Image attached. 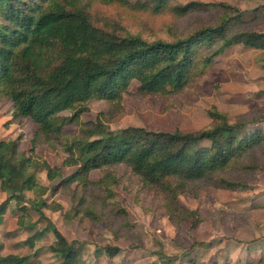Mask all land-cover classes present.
Wrapping results in <instances>:
<instances>
[{"label":"trees","instance_id":"trees-1","mask_svg":"<svg viewBox=\"0 0 264 264\" xmlns=\"http://www.w3.org/2000/svg\"><path fill=\"white\" fill-rule=\"evenodd\" d=\"M107 9L126 17L170 13L182 19L210 12L219 16L184 35L146 39L141 33L120 31L116 16L105 17ZM254 23L225 2L0 0V98L12 103L14 121L30 119L37 124L29 156L20 150L23 135L0 141L1 189L8 194L0 214L13 199L23 203L27 193L42 197L50 191L53 197H67L70 209L65 216L81 230L104 223L115 239L131 240L134 227L115 200L117 187L133 195L146 211L150 209L143 204L145 197H162L158 210L177 229L193 214L202 213L183 206L180 195L199 197L215 187L247 200L253 189L245 175L253 177L264 170V130L258 127L264 107L236 117L212 108L211 123L192 132L143 127L114 132L105 119L124 112V97L132 93L133 82L138 83V97L171 98L206 74L225 49L239 44L264 49V34L254 31ZM92 101H105L109 108L83 121ZM72 124L78 130L68 133L66 128ZM56 144L66 154L63 165L74 169L67 176L60 166L50 165L36 153L42 146L54 149ZM96 171L101 177L93 179ZM43 172L56 183L43 186L38 178ZM42 206L62 210L54 201H43ZM234 217L228 221L239 226ZM207 220L199 217L191 228ZM46 230L55 237L50 251L59 256L60 264H84L82 242L68 241L52 225ZM98 250L114 258L121 248ZM0 264L30 263L26 257L0 255ZM255 264H264V258Z\"/></svg>","mask_w":264,"mask_h":264},{"label":"rangeland","instance_id":"rangeland-1","mask_svg":"<svg viewBox=\"0 0 264 264\" xmlns=\"http://www.w3.org/2000/svg\"><path fill=\"white\" fill-rule=\"evenodd\" d=\"M179 1L212 3L217 0ZM106 11L104 10V15L107 19L121 13L118 10L113 13L109 9ZM218 16L216 12L195 13L178 19L170 13H141L128 17L116 16L115 23L123 29L120 31L141 33L146 39H171L175 35H184L212 23ZM226 51L229 50L216 57L206 74L198 78L191 87L171 98L138 97L135 95L138 83L133 82L132 93L124 97V112L113 119L106 118L107 128L114 132L127 127L192 132L211 123L209 111L212 108L236 117L255 107H264V89L256 88L252 82L238 76L236 69L228 72L229 68L223 67L222 63L213 65ZM90 107L91 111L82 116L83 121L95 119L98 113L107 111L109 105L105 101H92ZM258 127L264 130V120ZM36 129L37 124L30 119L14 121L12 103L0 98V141L14 140L23 135L20 148L26 152ZM77 130V124L66 128L68 133ZM42 154L38 156L42 159L47 157L53 166H60L64 175L71 173L72 170L63 165L66 154L60 144H56L54 149L45 148ZM245 176L251 180L253 189L247 200L215 187L205 189L204 194L199 197L187 194L179 196V202L183 206L193 211L200 210L202 213L199 217L208 219L197 229L191 228L192 221L199 219L197 214H193L191 219L184 221L180 229H177L169 217L161 209L158 210L162 206V197H145L143 204L150 209L146 211L136 203L133 195L121 187L115 188V200L128 213V223L134 227L129 233L131 240L115 239L104 223L81 230L65 216L69 207L67 197H57L59 202L54 200L62 206V210L54 212L42 206L43 201L47 204L53 202L51 192L42 197L36 194L28 200L24 215L16 213L18 228L0 231L2 255L26 257L30 264H60L59 256L52 255L50 251L55 237L46 227L52 225L68 241L83 243L81 258L84 264H225L226 261L255 264L260 258H264V170H258L253 177L252 174ZM99 177V171L92 174L93 179ZM38 178L49 187L56 183L48 182L45 173H41ZM233 216H236L234 218L239 226L228 221ZM37 232L39 235L36 237ZM106 246H118L121 251L114 258L102 250L97 251V247L102 249Z\"/></svg>","mask_w":264,"mask_h":264},{"label":"crops","instance_id":"crops-1","mask_svg":"<svg viewBox=\"0 0 264 264\" xmlns=\"http://www.w3.org/2000/svg\"><path fill=\"white\" fill-rule=\"evenodd\" d=\"M215 2H225L234 7H237L243 12V19L245 21H255L254 26H253L254 31L264 34V0H217ZM227 49L229 51H226L224 56L220 57L217 60V62L214 63L213 65L217 63H222L223 67L229 68L228 72H231L230 71L231 69H236L238 76H242L244 80L248 82H252V85H254L256 88L264 89V49H254V48L247 47L243 44L234 45ZM30 148H31V145L28 149H26V154L28 156L30 155ZM45 148H49V147L42 146L38 148L36 151L37 155L42 156L43 155L42 152L43 150H45ZM20 150L24 151L21 148ZM44 159L47 160L50 165H52L50 161L47 159V157H44ZM67 169H71L72 170L71 172H73L74 170L73 168H69V167H67ZM45 176H46V173H45ZM39 182H40V179H39ZM40 183L43 186H46V187L48 186L45 183H42V182ZM33 196H36V194L27 193L23 203H18L15 199L9 202L8 207L5 208V211L0 214V231H4V230L11 231L14 228H18L17 226L18 218L17 219L15 218L18 215H16V213H18L20 216L24 215L25 211L27 210L25 206H28V200ZM59 196H63V195L58 194L54 196L52 200L53 201L56 200V198ZM7 197H8V194L1 189V182H0V204L3 201H5ZM56 202H59L58 199L56 200ZM69 209H70V201H69V207L67 211ZM38 235L39 233L37 232L36 237ZM2 251L3 250H1V247H0V255L3 257H6V255H2L3 254Z\"/></svg>","mask_w":264,"mask_h":264}]
</instances>
